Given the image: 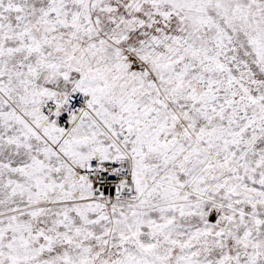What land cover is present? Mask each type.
Wrapping results in <instances>:
<instances>
[{
  "label": "snow or ice",
  "instance_id": "1",
  "mask_svg": "<svg viewBox=\"0 0 264 264\" xmlns=\"http://www.w3.org/2000/svg\"><path fill=\"white\" fill-rule=\"evenodd\" d=\"M0 264H264V0H0Z\"/></svg>",
  "mask_w": 264,
  "mask_h": 264
}]
</instances>
